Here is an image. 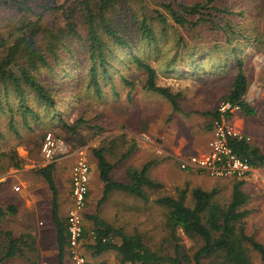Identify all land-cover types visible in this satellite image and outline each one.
I'll use <instances>...</instances> for the list:
<instances>
[{
	"label": "rangeland",
	"instance_id": "obj_1",
	"mask_svg": "<svg viewBox=\"0 0 264 264\" xmlns=\"http://www.w3.org/2000/svg\"><path fill=\"white\" fill-rule=\"evenodd\" d=\"M55 1L58 5L65 3L68 6L67 2L74 0ZM134 2L123 0L117 9L136 8L137 11L141 4ZM158 2L146 0L148 6H145L149 10L159 8ZM223 2L224 6L229 4L231 10L237 11L232 22L237 34L231 46L212 35L194 40L193 34L174 23L163 26L156 21H150L155 31V41L150 43L141 39L136 22L125 25L128 29L126 37L134 49L117 52L115 61L118 65L113 83H102V96L84 88L87 79L83 78L58 103L70 124L79 118L86 120V125L77 128L76 135L56 123L55 126L35 127L38 137L34 140L28 130L17 127V132L12 131L8 120L0 119V206L5 208L12 204L17 209L16 215L8 214L0 219V257L8 247L6 232L17 240L21 254L3 264H49L52 259L55 240L51 192L36 173L49 164L43 153L49 133L69 147L68 155L57 157L53 162L55 180L67 212L70 210V182L76 152L83 150L92 169L88 215H97L114 228H122L127 235L140 234L144 244L161 256H175L178 247L180 258L193 259L201 241L185 237L181 230L172 231L167 226L168 210L158 205L156 199L178 198L181 191H186V204L192 207V191L201 188L208 192L215 190V202L225 206L239 181H244L241 189L248 196L242 209L249 213L243 219L246 233L264 245V167L256 172L257 180L252 176L245 180L216 179L203 173L183 172L173 158L180 148L191 153L193 144L208 141V127L213 126V134L215 118L204 114L217 112L234 82L236 65L232 48L239 49L238 55L243 58L244 73L249 82L244 100L257 110V114L247 116L240 111L230 119V126L252 148L264 154V0ZM141 13L138 11V16ZM14 16L11 9L0 6V32H5L9 24H15L21 18ZM57 17L49 15L46 23L62 24V19ZM182 38L185 43L179 45ZM215 39L219 40L218 45H215ZM134 53L157 71L159 86L179 95L178 109L145 88L146 73L130 60ZM75 63V60L66 61L69 73ZM81 72L78 70L74 74ZM121 74L133 85L123 83ZM236 118L241 119L242 125L235 124ZM97 150H102L107 160L116 164L112 173L115 181L129 183V169L141 170L151 163L148 177L161 183L162 187H145L147 200L113 191L106 201H102L104 186L99 179L94 154ZM130 150L128 158L122 159ZM165 163L167 169L163 166ZM92 226L87 219L85 228L91 230ZM247 248L253 264H264L256 251L250 246ZM82 252L92 262L103 260L106 264H120L115 252L104 254L105 259H99V256L94 259L83 244ZM201 264L224 263L214 256L204 259Z\"/></svg>",
	"mask_w": 264,
	"mask_h": 264
},
{
	"label": "trees",
	"instance_id": "obj_2",
	"mask_svg": "<svg viewBox=\"0 0 264 264\" xmlns=\"http://www.w3.org/2000/svg\"><path fill=\"white\" fill-rule=\"evenodd\" d=\"M133 1L141 4L137 11L136 8L117 9L123 0H74L67 2L68 6L65 3L58 5L55 0H0V6L11 9L14 17H21L15 24H9L5 32H0V119L6 118L12 131L17 132V127L28 130L34 140L38 137L35 127L55 126L56 123L76 135L77 128L86 125V120L79 118L70 124L58 103L83 78L87 79L84 88L102 96V83H113L118 65L115 61L117 52L134 49L126 37L128 29L125 25L131 22H136L141 39L150 43L155 41V31L150 21H156L163 26L174 23L188 34H193L194 40L212 35L225 40L229 46L233 45L232 39L237 32L232 22L237 11L231 10L229 4L224 6L223 0H159V8L151 10L145 6H148L146 0ZM138 11L142 12L139 16ZM49 15H57L58 19H62V24L48 25L46 19ZM139 18L142 19L138 21ZM214 41L218 45L219 40ZM182 43H185L183 38L178 44ZM232 50L236 76L224 99L239 103L245 115H256L257 110L244 100L249 82L244 73L243 58L238 55V48ZM72 60L77 63L73 64L69 73L66 61ZM130 60L146 73L145 88L178 109L179 95L157 84V71L136 53L132 54ZM78 70L82 72L74 74ZM121 80L126 85H133L123 74ZM212 116L215 120L219 118L217 112ZM212 128L209 127L210 130ZM229 145L254 168L264 166V154L252 148L244 137L230 138ZM130 152L132 150L122 159L128 158ZM94 154L99 179L104 186L102 201H106L113 191H123L147 200L145 187H162L161 183L148 177L151 163L141 170L129 169V183H121L112 177L116 164H111L102 150ZM54 171L55 164L51 163L39 168L36 173L47 182L52 193L51 217L62 264L69 236L66 219L58 213V186ZM243 184L244 181L235 184L231 200L225 206L215 202V190L208 192L201 188L192 191V207L186 204V191H181L178 198L155 200L168 210L167 226L172 231L181 230L185 237L201 241L193 259L180 258L178 247L175 256H161L144 244L140 234L127 235L122 228H114L86 211L84 216L93 226L91 230L84 229L82 244L93 257L115 252L120 264H185L190 261L201 264L204 259L214 256L224 264H253L247 246L256 251L264 263V245L245 230L243 219L249 213L242 211L248 202V196L241 189ZM16 213L17 209L12 204L5 208L0 206V219ZM5 235L8 247L0 257V264L21 255L17 240L10 232Z\"/></svg>",
	"mask_w": 264,
	"mask_h": 264
},
{
	"label": "built area",
	"instance_id": "obj_3",
	"mask_svg": "<svg viewBox=\"0 0 264 264\" xmlns=\"http://www.w3.org/2000/svg\"><path fill=\"white\" fill-rule=\"evenodd\" d=\"M241 111L239 103L224 100L218 107L219 118L215 120L212 138L208 149L188 158H178L182 171L198 172L216 179L245 180L256 174L250 162L237 155L229 145L230 138L242 139L230 126V119ZM45 160L51 164L57 157L68 155L69 147L58 142L49 133L43 147ZM76 162L71 173L72 209L67 216L68 248L71 264H106L103 261H89L82 252V242L85 229L84 216L90 187L92 169L83 150L76 152Z\"/></svg>",
	"mask_w": 264,
	"mask_h": 264
},
{
	"label": "crops",
	"instance_id": "obj_4",
	"mask_svg": "<svg viewBox=\"0 0 264 264\" xmlns=\"http://www.w3.org/2000/svg\"><path fill=\"white\" fill-rule=\"evenodd\" d=\"M202 115V114H201ZM205 116H212V114H204ZM253 116H255V115H253ZM214 117V116H213ZM235 124L236 125H242V122H241V119H239V118H236L235 119ZM207 130L208 131H210V133H209V140L212 138V130H210L209 129V127L207 128ZM209 140L208 141H203L202 143L200 142L199 144H197V145H195V146H193L192 145V147H190V151H191V153H187L186 151H183V149L182 148H180V149H178V150H176L175 151V153H174V155L173 156H175V157H173L174 158V162L178 165V162H177V159L178 158H188V157H190L191 155H195V154H198V153H200V152H202V151H205V150H207L208 149V143H209ZM168 164L167 163H165L163 166H165V168L167 169L168 168V166H167ZM169 166H171L170 164H169ZM178 167H179V165H178ZM264 166H262V167H260V168H258L257 169V172H259V170L261 169V168H263ZM180 169V168H179ZM183 172H185V171H183ZM55 175V174H54ZM252 177H254L256 180L258 179V174H256V176L254 175V176H252ZM44 180V179H43ZM44 182L46 183V186H47V189L51 192V190L49 189V186H48V184H47V182L44 180ZM60 190L58 189V213H59V216L61 217V218H63V219H66V222H67V216H68V214H69V212H67V206L65 205V200H63V198H62V195L60 194ZM51 199H52V193H51ZM69 203H70V210L72 209V206H73V204H72V196H71V182H70V192H69ZM11 205V204H10ZM69 210V211H70ZM51 213H52V202H51ZM65 213H67L66 215H65ZM17 214V213H16ZM51 220H52V217H51ZM87 220V218L85 219V221ZM52 225H53V228H54V244H53V249H54V252H53V256H52V259H51V261L49 262V264H60V260H59V251H58V247H57V242H56V230H55V227H54V224H53V221H52ZM86 229V228H85ZM97 257V256H96ZM96 257H94V259L96 258ZM12 259V258H11ZM99 259H105V257H104V254L103 255H101V256H99ZM8 260H10V259H8ZM7 261V260H6ZM6 261H4V262H6ZM97 261H103V260H97ZM97 261H94V262H97ZM3 262V263H4ZM2 263V264H3ZM119 263H120V261H119ZM62 264H71V262H70V256H69V248H68V246H67V249H66V254H65V257H64V261H63V263Z\"/></svg>",
	"mask_w": 264,
	"mask_h": 264
}]
</instances>
